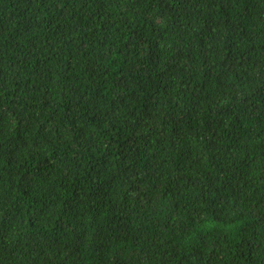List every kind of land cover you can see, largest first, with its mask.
Returning <instances> with one entry per match:
<instances>
[{
	"label": "trees",
	"instance_id": "16d2710c",
	"mask_svg": "<svg viewBox=\"0 0 264 264\" xmlns=\"http://www.w3.org/2000/svg\"><path fill=\"white\" fill-rule=\"evenodd\" d=\"M0 264H264V0H0Z\"/></svg>",
	"mask_w": 264,
	"mask_h": 264
}]
</instances>
